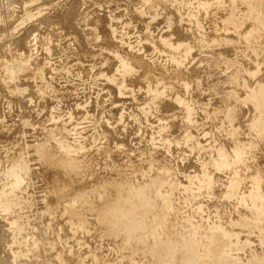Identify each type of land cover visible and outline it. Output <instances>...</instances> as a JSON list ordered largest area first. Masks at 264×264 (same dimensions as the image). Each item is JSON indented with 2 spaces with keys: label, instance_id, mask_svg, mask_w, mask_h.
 I'll use <instances>...</instances> for the list:
<instances>
[{
  "label": "rangeland",
  "instance_id": "1",
  "mask_svg": "<svg viewBox=\"0 0 264 264\" xmlns=\"http://www.w3.org/2000/svg\"><path fill=\"white\" fill-rule=\"evenodd\" d=\"M252 1L0 0V194L15 190L10 210L0 196V264H70L75 256L74 264H164L160 254L169 250L176 254L168 264H192L187 258L195 254L219 252L217 240L205 241L226 228L234 235L221 236L231 249L227 262L262 253L256 239L264 231L245 241L248 226L232 223L256 216L235 193L253 174L264 194V136L252 129L264 119L254 104L264 101V29L255 28L260 0L247 10ZM253 88L262 98H247ZM222 146L248 151L228 165L219 154L215 167ZM46 154L77 166L57 194L44 171ZM205 172L211 191L198 188ZM234 178V195H222ZM110 183L139 185L153 202L139 225L148 230L146 244L125 240L96 216L114 209L100 200L102 184ZM78 196L87 198L79 203ZM73 210H81L79 221ZM159 217L168 224L151 225Z\"/></svg>",
  "mask_w": 264,
  "mask_h": 264
},
{
  "label": "bare ground",
  "instance_id": "2",
  "mask_svg": "<svg viewBox=\"0 0 264 264\" xmlns=\"http://www.w3.org/2000/svg\"><path fill=\"white\" fill-rule=\"evenodd\" d=\"M2 1V0H1ZM255 1H257V0H255ZM254 1V2H255ZM259 1V0H258ZM257 1V3H259ZM44 2V1H43ZM252 4H254L253 6H252V8H250V6H249V8L251 9V10H249V8L247 9L248 10V12H250V11H252V9H253V7L255 6L256 7V5H257V3H253V1L251 2ZM42 4V3H41ZM74 4V3H73ZM256 4V5H255ZM260 4H262V5H259L260 7L262 6L263 8L260 10V7L257 5V9L256 8H254V10L256 11V13L258 14H256L258 17H257V19H256V15L254 16V15H252V16H254V19H256L255 20V28L256 29H264V0H260ZM29 7V6H28ZM259 7V8H258ZM1 9V8H0ZM260 10V11H259ZM247 11H246V13H248ZM252 13V12H251ZM253 13H254V11H253ZM24 15V14H23ZM61 15V14H60ZM62 15H63V13H62ZM248 17H250V14L248 13ZM51 16V15H50ZM86 16V15H85ZM247 16V15H246ZM251 16V17H252ZM250 17V18H251ZM11 19V18H10ZM75 19V18H74ZM77 19V18H76ZM59 22V21H58ZM66 22V21H65ZM73 22H74V20H73ZM77 22V21H76ZM58 24V23H57ZM25 39V38H24ZM169 45V44H168ZM260 45V44H259ZM169 47V46H168ZM254 49V48H253ZM250 55V54H249ZM25 57V56H24ZM23 58V57H22ZM28 61V60H27ZM127 63V62H126ZM127 68L128 67H124L123 68V71L124 72H128V70H127ZM15 69V68H14ZM254 70V69H253ZM260 86V85H259ZM258 89L259 87H255V89ZM259 89H262V85H261V88H259ZM263 90V89H262ZM255 91H257L258 92V90H254V88H253V90L251 89L249 92H248V97L247 98H249V99H251L252 98V96H254L255 94H254V92ZM153 92H155V91H153ZM257 92H256V94H257ZM259 92H261V91H259ZM258 92V93H259ZM263 92V91H262ZM264 93V92H263ZM254 94V95H253ZM262 94V93H261ZM260 95V94H259ZM259 95H257V96H259ZM262 95H264V94H262ZM261 96V95H260ZM256 96H254V98H255ZM259 98H262V97H259ZM259 98H255V99H259ZM256 100V101H257ZM262 100H263V98H262ZM261 99L259 100V101H257V102H255L254 101V104H255V106H256V108H257V110L260 112V113H262L263 115H264V101H262ZM224 105V104H223ZM148 106V105H147ZM145 107V106H144ZM257 113V112H256ZM230 115V114H229ZM231 117H232V115H230ZM229 119V118H228ZM255 122L256 123H254V124H252V129H254V130H256V138H262L263 136H264V134L262 133V132H264L263 130H264V119H263V121H261V120H255ZM249 127V126H248ZM254 133V132H253ZM264 138V137H263ZM252 139V138H251ZM262 140V139H261ZM260 140V141H261ZM263 141V140H262ZM63 143V142H62ZM244 146V145H243ZM246 147H248L247 145H246ZM61 148H63L66 152H70V151H73L72 149H73V147L70 145H67V144H65L64 143V145H61ZM244 148H242V146L241 147H237L236 149H233V150H231L232 151V153L230 152V151H227V149H225V148H223V146L222 147H219V148H217L216 149V154H215V157H216V159H215V157L213 158V160H212V165L213 166H215V167H219V164H220V162H219V154L221 155L222 154V156L223 155H225L226 157H227V159H226V162H225V164L224 165H228L229 163L231 164L232 163V161H233V158L234 157H241V155L244 153ZM247 150V149H246ZM245 150V151H246ZM215 151V150H214ZM240 152V154H239V152ZM248 151V150H247ZM212 152V151H211ZM41 159V158H40ZM240 160V159H239ZM242 161V160H241ZM42 162L44 163V166H45V173H46V176L49 178V180H50V183L52 184V187H53V190H54V192H55V194H57L59 191H63L64 189H66V188H68L69 186H70V184H71V182H70V180H69V178H67L66 177V175H70L71 173H74L75 172V168L77 167L76 166V164L75 163H70V162H68V161H66V160H63V159H54V158H52V156L49 154H46L45 156H43L42 157ZM209 167V166H208ZM245 167V166H244ZM13 168H15L14 166L13 167H11L10 168V170L12 171V170H14ZM43 171V172H44ZM64 172V174H62ZM44 173V174H45ZM2 174H3V172H2ZM17 174V173H16ZM43 174V175H44ZM205 175H204V177L202 178V180H200V182H198L199 184H198V188H201V189H205L206 191H211V188H212V182H211V180H210V178L207 176V174H206V172L204 173ZM253 174V173H252ZM6 175V174H5ZM46 177V178H47ZM4 178V177H3ZM15 178V177H14ZM48 178H47V180H48ZM200 178V177H199ZM198 178V179H199ZM200 178V179H201ZM164 179V178H163ZM250 179H251V181H250V185H249V187H247L246 189H244L243 191H239V193L238 192H235L236 194H239V197L237 198V201H238V203L239 204H244V205H246V206H248V207H253L257 212H256V216L254 217V218H248L246 215V217L245 216H241V218H239V219H237L236 221H233L232 223H235V222H240L241 223V221H242V223L241 224H239V225H247L248 226V228H249V230H248V233L245 235L246 237L244 238V240L245 241H254V238H255V236L258 234L257 233V231H260V233H261V231H264L263 230V228L262 227H264V226H262V217H264V194L262 193V191L259 189V177H258V175L257 174H253L252 176H250ZM15 180V179H14ZM13 180V181H14ZM48 180V181H49ZM190 180V179H189ZM9 181V180H8ZM12 181V180H11ZM10 181V182H11ZM124 182V180H122V183ZM126 182V181H125ZM128 182V181H127ZM193 182H195V181H193ZM9 183V182H8ZM115 183V182H114ZM158 182H156V184H157ZM163 184H164V182H162ZM261 183H262V181H261ZM119 184V183H118ZM121 184V183H120ZM149 184V183H148ZM153 184V183H152ZM155 184V183H154ZM154 184H153V186H154ZM162 184V185H163ZM197 184V183H196ZM231 184H232V186L231 187H229L228 186V188L222 193V195H230V194H232V192H233V187L234 188H236L235 186H237V184H238V180H236L235 178L232 180V182H231ZM230 184V185H231ZM16 185V184H15ZM149 185H151V182H150V184ZM165 185V184H164ZM172 185V184H171ZM16 186H18V184L16 185ZM16 186H15V188H16ZM102 186H105L104 188H106V190H105V192H103L102 194H101V196H100V200H103L102 202L104 203V201H107L108 203L109 202H112V205L113 204H115V206H114V209L112 210V211H110V212H105V213H100L99 215L97 214H94V215H96V216H98V218L99 219H101V220H103V219H107L108 221H109V226H108V230H112L113 231V229L114 228H116V229H119L118 231H120L121 230V232H123L124 231V233H123V235L125 236L124 237V239L125 240H129V239H133V240H139V242L141 243V244H146V241L144 240L145 239V237H146V231H148L146 228L144 229H141V230H139L140 228H139V225H142V222H144V221H146V219H148V217L150 218V215H148L149 213V209L153 206V202H151L149 199H147V198H145L144 196H143V194L141 193V189H139V185L137 186L136 185V187H123L122 185V187L121 186H119V187H113V185H111V183L110 184H108V185H104V184H102ZM117 186V185H116ZM126 186H127V184H126ZM129 186V185H128ZM134 186V185H133ZM143 186H145V185H143ZM147 186V185H146ZM145 186V187H146ZM156 186V185H155ZM154 186V187H155ZM161 186V185H160ZM170 186V185H169ZM121 187V188H120ZM144 187V188H145ZM148 187V186H147ZM146 187V188H147ZM242 187V186H241ZM108 188H111L112 190H113V192H114V190H116L115 191V193L114 194H112L111 193V189H110V191H108ZM143 188V187H142ZM152 188V187H151ZM158 188L159 187H157V190H158ZM173 188H174V186H173ZM194 188V187H193ZM150 189V188H149ZM224 189V188H223ZM14 190V186H9L2 194H0V196H1V198H2V200H1V198H0V200H1V204H2V206H3V208L4 209H7V210H10L12 207H13V205H12V198H13V196H11V194H13V192L15 191H13ZM147 190V189H146ZM194 190V189H193ZM198 190V189H197ZM93 191V190H92ZM144 191V190H143ZM148 191V190H147ZM164 191V190H163ZM230 191V192H229ZM85 192V191H84ZM87 192V191H86ZM159 192H162V191H159ZM168 193V192H167ZM77 195H80V193H76ZM76 194H75V196H76ZM82 194H83V192H82ZM162 194V193H161ZM161 194L159 195V196H161ZM2 195H3V197H2ZM232 195H234V193L232 194ZM81 196H83V195H81ZM87 196V195H86ZM85 196V198H87ZM84 197V196H83ZM151 197V196H150ZM158 197V196H157ZM163 197V196H162ZM74 198V197H73ZM85 198H82V197H76V202H79L80 203V201H84L85 200ZM128 198V199H127ZM163 198H166V200L165 199H161V200H163V202H164V200H165V202H166V204H165V209H170L171 208V203H169L168 202V198L167 197H163ZM64 199V198H63ZM82 199H84V200H82ZM153 199V198H152ZM160 199V198H159ZM73 200V199H72ZM128 201V205H126V206H124V203H125V201ZM171 200V199H170ZM173 200V199H172ZM158 201V200H157ZM17 202V201H16ZM69 203H70V198H69V201H68ZM73 202V201H72ZM85 202V201H84ZM86 202H88V201H86ZM162 202V201H161ZM160 202V203H161ZM162 202V203H163ZM171 202V201H170ZM82 203V202H81ZM159 203V202H158ZM161 203V204H162ZM105 204V203H104ZM107 204V203H106ZM164 204V203H163ZM17 205V204H16ZM86 205V204H85ZM88 205V204H87ZM160 205V204H159ZM14 206H15V204H14ZM110 205H108V207H109ZM112 206V207H113ZM242 206V205H241ZM76 207V206H75ZM77 207H79V204H77ZM82 207V206H81ZM80 207V209L82 210V208ZM93 207V206H92ZM238 207H240V206H238ZM88 208V207H87ZM98 208V207H97ZM71 209V208H70ZM105 209V208H104ZM111 209V208H110ZM137 209H140V211H138L137 212ZM198 209H200V207H198ZM197 209V210H198ZM254 209H252L253 210V212H254ZM80 210V211H81ZM98 210H99V208H98ZM101 210V209H100ZM155 210V209H154ZM156 210H158V209H156ZM155 210V211H156ZM79 211V212H80ZM104 211V210H103ZM106 211V210H105ZM59 212V211H58ZM77 210H73V216L76 218V220L77 221H79L81 218H79V213ZM83 212V211H82ZM96 212V211H95ZM98 212V211H97ZM154 212V211H153ZM203 212V211H202ZM153 214V213H152ZM205 214V213H204ZM223 214V213H222ZM242 214V213H241ZM239 215V214H238ZM259 215V216H258ZM240 216V215H239ZM170 217V216H169ZM218 217H219V214H218ZM191 218L192 217H183V218H180L179 220L181 221V222H183L184 220V223L186 222V220H191ZM168 219H170V221H171V218H168ZM203 219H205V218H203ZM202 219V220H203ZM175 220V219H174ZM201 220V219H200ZM220 220V219H219ZM77 221H75V225H78V224H76V222ZM150 221V220H149ZM107 222V221H106ZM168 222V220L166 221V220H162L160 217L158 218V219H156L155 221H152V223H151V225H158L159 227H160V225H165V224H168L167 223ZM175 222V221H174ZM174 222H172V224L174 223ZM178 222V221H177ZM193 223H194V221H192ZM170 223V222H169ZM201 223V222H200ZM216 223V225H218V226H221L222 224L221 223H219V222H215ZM232 223L230 224L229 223V225H232ZM16 224H20V222L18 223V221H17V223ZM177 224V226L178 225H180L181 223H175V225ZM203 224V223H202ZM85 225V224H84ZM183 225V224H182ZM182 225H181V227H182ZM186 225H187V223H186ZM189 225V224H188ZM212 225H213V223H212ZM215 225V224H214ZM227 225V224H226ZM235 225V224H234ZM18 226V225H17ZM104 226V225H103ZM168 226V225H167ZM79 227V226H78ZM106 227V226H105ZM104 227V228H105ZM169 227V226H168ZM193 227V226H192ZM17 228H19V227H17ZM91 228V227H90ZM89 228V229H90ZM164 228V227H163ZM173 228V227H172ZM197 228V227H196ZM13 229V228H12ZM22 229V228H21ZM157 229V228H156ZM165 229V228H164ZM167 229V228H166ZM199 229V228H198ZM224 229V228H223ZM226 229H228V228H226ZM226 229H224V230H222V231H218L217 233L218 234H216V236H219V238L218 237H215L214 235L213 236H210V233H209V236H207V240L205 241V245H208V243H210L212 240H217V243L219 244V252H217V253H215V254H213V253H210V252H212V251H209V249H207L206 251L204 250L203 252H201V253H198V254H195V252H194V254H195V256H193V257H191V258H187L188 259V262L191 260L192 262V264H212V262H213V264H264V236H261L260 238L258 237L257 239H256V241L260 244V245H262V248H263V251H262V253H260V254H258V252H257V254H251V255H249L247 258L245 257L244 259L243 258H241V256H242V254L240 255V257L239 256H234V258H233V261L232 262H227V256H228V258H229V256H231V249L229 248V247H226L223 243H222V237L221 236H223V237H225V238H229V240L231 239L230 237H232V236H234V235H232V233H233V231H231L230 232V230L229 231H225ZM19 231H20V228L18 229ZM105 230H106V228H105ZM169 230H170V228H169ZM168 230V231H169ZM177 230V229H176ZM215 230H217V229H215ZM167 231V232H168ZM179 231H181V230H179ZM198 231V230H197ZM18 232V231H17ZM21 232V231H20ZM136 232V233H135ZM189 232V231H188ZM117 233V232H116ZM214 233V232H213ZM255 233H256V235H255ZM102 234H103V232H102ZM115 234V233H114ZM153 234V233H152ZM164 235V233L162 232L161 234H157L155 237H153L154 239L152 240L153 241V243H150V242H148L149 244H157L160 240H161V238L163 237V235ZM194 234V233H193ZM206 234V233H205ZM241 234V233H240ZM113 235V234H112ZM118 235V234H117ZM179 235V234H178ZM185 235V234H184ZM188 235H189V233H188ZM239 235V234H238ZM244 235V234H243ZM261 235H264V234H262L261 233ZM12 236V235H11ZM105 236V235H104ZM104 236H102V237H104ZM109 236V235H108ZM109 237H111V236H109ZM122 237V236H121ZM121 237H119V239L121 238ZM172 237V236H171ZM179 237V236H178ZM189 237V236H188ZM187 237V238H188ZM123 238V237H122ZM170 237H168V239H169ZM191 238V237H190ZM240 238V237H239ZM118 239V240H119ZM171 239H173V237L171 238ZM171 239H170V242H171ZM121 240V239H120ZM123 240V239H122ZM151 240V239H150ZM175 240H177V239H175ZM175 240H173L172 242H174ZM192 240H193V238H192ZM192 240H187L188 242H186L185 244H184V246H189L190 244H191V241ZM124 241V240H123ZM122 241V242H123ZM202 241H204V240H202ZM255 241V242H256ZM125 242V241H124ZM129 242V241H128ZM164 242V241H163ZM179 242V241H178ZM227 242H229V241H227ZM230 242H232V241H230ZM234 242V241H233ZM239 242H241V241H239ZM161 243V242H160ZM242 243V242H241ZM240 243V244H241ZM166 244V243H165ZM168 244H170L169 242H168ZM174 244V243H173ZM204 244V243H203ZM211 244V243H210ZM235 244V243H234ZM237 244V243H236ZM243 244V243H242ZM120 245H123V244H120ZM177 245H179V244H177ZM229 245H231L230 243H229ZM63 246V245H62ZM124 246V245H123ZM122 246V247H123ZM157 245H155V247H156ZM160 246V245H159ZM180 246V245H179ZM191 246V245H190ZM237 246V245H236ZM245 246H246V244H245ZM248 246H252V245H249L248 244ZM148 247V246H147ZM164 247V246H163ZM167 247V246H166ZM120 248V247H119ZM179 248V247H178ZM194 248V247H193ZM68 249V248H67ZM144 249H148V248H144ZM156 249V248H155ZM164 249H165V247H164ZM167 249V248H166ZM185 249V248H184ZM192 249V248H191ZM201 249V248H200ZM116 250V249H115ZM141 250V249H140ZM150 250V249H149ZM152 250H153V248H152ZM152 250H150V251H152ZM168 250H169V248H168ZM180 250V249H179ZM187 250V249H186ZM194 250V249H193ZM193 250H191V251H193ZM145 251V250H144ZM156 251V250H155ZM161 251V250H160ZM236 251V250H235ZM239 251V250H238ZM64 252V251H63ZM177 252H178V249H177ZM181 252V251H180ZM184 252H185V250H184ZM33 253V255L35 256V255H37V253H35V252H32ZM59 253V252H58ZM129 253V252H128ZM140 252H138L137 250L135 251V252H133V254H139ZM148 253V252H147ZM157 253V252H156ZM161 253V252H160ZM175 253V250H169V251H164V252H162L161 254H160V258H161V260L164 262V264H168L169 263V261H171L172 259H173V254ZM241 253V252H240ZM61 254H62V252H61ZM61 254H59V255H61ZM149 254V253H148ZM147 254V255H148ZM151 254V253H150ZM176 254V253H175ZM178 254H180V253H178ZM140 255V254H139ZM146 255V254H145ZM192 255H193V252H192ZM98 256V255H97ZM150 256V255H149ZM177 256V255H176ZM233 256V255H232ZM33 257V256H32ZM79 256H75V257H73L72 259H71V263L70 264H74L75 262H78L79 261V258H78ZM148 257V256H147ZM146 257V258H147ZM182 257H184L183 255H181V258ZM243 257V256H242ZM59 258H60V256H59ZM149 258V257H148ZM155 258V257H154ZM185 258V257H184ZM93 259L97 262H99L101 259H103V257H101V259L100 258H97L96 256H93ZM135 259V258H134ZM137 259V258H136ZM135 259V260H136ZM140 259V258H139ZM156 259V258H155ZM186 259V260H187ZM130 260V259H129ZM134 260V261H135ZM154 260V259H153ZM159 260V259H158ZM157 260V261H158ZM181 261L183 260V258L182 259H180ZM144 261V260H143ZM150 261V260H149ZM161 261V262H162ZM138 262H141L140 260L138 261ZM145 262H146V260H145ZM151 262V261H150ZM225 262V263H224ZM153 263V262H152ZM157 263V262H156ZM57 264V263H56ZM68 264H69V262H68ZM115 264H116V262H115ZM118 264V263H117ZM136 264V263H135ZM151 264V263H150ZM182 264V263H181Z\"/></svg>",
  "mask_w": 264,
  "mask_h": 264
}]
</instances>
